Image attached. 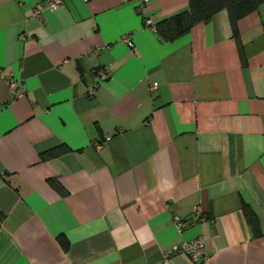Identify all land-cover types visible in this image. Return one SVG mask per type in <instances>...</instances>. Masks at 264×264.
<instances>
[{
  "label": "crops",
  "instance_id": "obj_1",
  "mask_svg": "<svg viewBox=\"0 0 264 264\" xmlns=\"http://www.w3.org/2000/svg\"><path fill=\"white\" fill-rule=\"evenodd\" d=\"M47 1L0 0V264H264V4L240 53L226 10L164 40L188 0Z\"/></svg>",
  "mask_w": 264,
  "mask_h": 264
},
{
  "label": "trees",
  "instance_id": "obj_2",
  "mask_svg": "<svg viewBox=\"0 0 264 264\" xmlns=\"http://www.w3.org/2000/svg\"><path fill=\"white\" fill-rule=\"evenodd\" d=\"M264 4V0H188V8L176 12L154 24L156 32L164 40L175 39L187 33L191 27L200 22H208L212 16L220 10H226L232 33L237 41L238 49L242 53V44L238 35L237 22L244 16L258 10ZM243 58V56H242ZM68 148L62 147L47 152L43 157L51 154L67 152ZM50 184L60 193L62 190L57 182L50 180ZM243 213L246 221L251 227L254 236L260 235V227L258 219L249 207L243 204ZM58 242L66 249V242L63 236H58Z\"/></svg>",
  "mask_w": 264,
  "mask_h": 264
},
{
  "label": "built area",
  "instance_id": "obj_3",
  "mask_svg": "<svg viewBox=\"0 0 264 264\" xmlns=\"http://www.w3.org/2000/svg\"><path fill=\"white\" fill-rule=\"evenodd\" d=\"M63 3V0H48L47 1V9L50 11H53L57 9L61 4ZM146 9V0H141V2L138 5V10L140 13H143ZM36 14H40V10H36ZM144 23L146 26L150 27L151 29L155 30V26L152 23V20L149 18H146L144 20ZM122 41L127 44L129 47L133 46L132 40L130 38L129 34H125L122 36ZM101 51L100 47H97L94 49V52L99 53ZM108 76V73L106 72V69H99L96 71V77L95 80L91 83L87 90L88 96H94L97 93L99 83L103 79H105ZM16 82L11 83V92L13 94V91L17 87ZM158 88L157 82H153L149 86L150 92L156 91ZM193 214L199 218L200 220H203L201 209L196 206L193 210ZM176 227L181 230L184 227V224L181 220L176 218ZM172 255H184L186 256L192 264H204L205 262V251H204V237L203 235H198L194 239L189 241H184L180 243L179 245L175 246L174 249L170 253H163L161 258V264H171L170 259Z\"/></svg>",
  "mask_w": 264,
  "mask_h": 264
}]
</instances>
